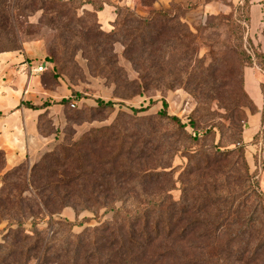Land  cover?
I'll use <instances>...</instances> for the list:
<instances>
[{
  "label": "rangeland",
  "instance_id": "rangeland-1",
  "mask_svg": "<svg viewBox=\"0 0 264 264\" xmlns=\"http://www.w3.org/2000/svg\"><path fill=\"white\" fill-rule=\"evenodd\" d=\"M92 1L113 13L108 25L86 0L53 6L46 17L21 10V0H0V9L8 6L0 53L29 46L33 60L46 59L53 68L55 84L40 78L44 89L56 91L61 83L68 89L39 121L41 134L52 137L44 162L41 155L25 160V183L14 190L21 203L29 199L36 206L0 218V264H84L72 257V236L85 230L98 239L85 244L87 254L98 245L90 264H121L112 250H129V233L141 234L154 221L143 209L157 198L164 203L156 220L160 233L131 248L133 257H142L131 264H228L235 249L250 253L262 246L264 194L248 168L246 180L239 140L252 111L246 67L259 73L264 94V0ZM151 10L170 16L160 38L129 49V11L147 16ZM58 25L68 32L59 34ZM36 162L47 167L40 173L49 185L42 191L46 206L35 189L43 179H30L32 188L28 182ZM214 195L223 197L217 207L209 204ZM214 215L237 224L213 236L207 231L222 228ZM112 224L123 236L115 243L108 232L102 238L90 231ZM184 228L194 233L182 239ZM238 230L245 234L233 237ZM255 264H264V252Z\"/></svg>",
  "mask_w": 264,
  "mask_h": 264
},
{
  "label": "crops",
  "instance_id": "crops-1",
  "mask_svg": "<svg viewBox=\"0 0 264 264\" xmlns=\"http://www.w3.org/2000/svg\"><path fill=\"white\" fill-rule=\"evenodd\" d=\"M101 13L104 14L103 21L100 18L99 22L108 25L113 13L104 8L97 11V17ZM32 56L35 57L29 46L22 53H0V150L4 152L7 167L24 160L34 162L50 146L52 137L43 136L38 131V115L51 109L48 103L65 97L68 92L64 83L56 91L44 89L40 83L41 72L48 68L49 62L46 59L33 60ZM39 65L44 67L40 72L36 71ZM260 79L254 68L244 69L245 90L257 110L248 115L241 133V144L249 172L253 173L264 194V94Z\"/></svg>",
  "mask_w": 264,
  "mask_h": 264
},
{
  "label": "trees",
  "instance_id": "trees-1",
  "mask_svg": "<svg viewBox=\"0 0 264 264\" xmlns=\"http://www.w3.org/2000/svg\"><path fill=\"white\" fill-rule=\"evenodd\" d=\"M154 0H141V2L145 5H150ZM18 2V1H17ZM68 0H21V2L18 4L21 7V10L26 11V12H30L33 13L37 10H40L42 12V16L46 17L47 14H50L54 11L53 6L56 7H63L67 4ZM86 3H91L92 5V9L94 12L96 11H100L102 10V5L103 3H97L95 1L92 0H86ZM7 5H6V9L5 6L0 9V27L3 26V18H4V13L7 11ZM63 12V10H59L56 13L58 15H60ZM131 18L129 19V26L130 24H134L130 29H129V33H134L133 36H131L129 38V49H135V48H143L145 47V45H147L150 42V45L154 44L155 42L158 41V38H160V31H161V24H164L167 22V19L170 17L167 13V11L165 10H151L148 12L147 16H139L136 15L135 13L130 12ZM158 24V26L156 25ZM57 31H59V34H64L66 32H68V27L66 25H58L56 27ZM148 32V33H147ZM233 52V49H232ZM244 55V54H243ZM245 57V56H244ZM246 58H248L246 56ZM51 59V58H50ZM238 60V58H237ZM239 61V60H238ZM53 69V68H52ZM47 68L46 70L41 72V79L44 78L46 79V81H44L43 84H48V82H51L52 80H50V70ZM55 84V82H51L48 85H53ZM47 86V85H45ZM262 92V89H261ZM250 99V98H249ZM64 102H66L67 100H63ZM251 106H252V112L256 111L257 109L254 107L251 99ZM32 109H39L41 107L39 106H28ZM137 111V110H135ZM46 111H44L43 113L38 115V121H37V128L39 133L41 134L40 131V125H39V121L42 119L44 113ZM169 119H171L172 121L175 120L174 117L171 116H167ZM262 117H264V108H262ZM43 135V134H41ZM45 136V135H43ZM239 145L241 144V140H239ZM243 147V145H242ZM48 155V154H47ZM44 154H41L40 156V162H44L45 158L43 157ZM46 156V155H45ZM25 161V160H24ZM24 161L20 162L17 165H14L12 167H7L6 166V162H5V155L4 152L2 150H0V180H1V185H0V218H2L5 215H17L19 213H23V212H27V213H32V209L34 208V206H36V202L31 204L29 199H24V203H21L18 198L17 195H15L14 190H17L18 188H20L19 186V182H24L25 183V177L22 175V171H21V165L24 163ZM245 167H246V174H247V164L245 162ZM7 168V169H6ZM47 171V167H43L42 164L40 163H34L33 166L30 169V172L28 174V182L30 183V179H31V183H34L35 180L37 178H42L43 179V183L41 186H37L35 187V189L39 190L43 197V200H41L40 198V202L42 205L46 206L49 203V197H46L44 194H42V191H45L46 189H49V185L46 181V179H44L45 177H47V175H43V177L40 176V173ZM187 174H190V172H188ZM250 178L247 174L246 176V180ZM30 183V186L32 188V184ZM27 185V184H26ZM24 191L29 192V190L27 189V187L25 186L23 188ZM163 199L161 198H157L155 200H149V202L146 204L147 207H145L143 209V211H145V214H153L152 219L154 221L150 222L147 218L146 220H148V222H150L153 226L152 227H148V222L144 221V227L141 230V234L136 235L135 232H130L128 237H127V244H128V248L123 247V245H119L117 247V249L114 251L112 250V254L110 256H117L120 257L119 259L121 260V264H131V260H135L138 261L140 260L142 257L136 256L133 257V250L136 246L137 243H139L140 240H142V246L145 244H149L151 242V240L156 237L160 232V228L157 224V219L160 216V212L162 207L164 206V203L162 201ZM210 200L212 202H209V204H211L214 207H217L218 205L216 204L217 201L223 200V197L221 195H214L212 198H210ZM63 207L69 205V203H63ZM77 204L76 202H72L70 205H74ZM55 205V204H54ZM190 207L186 206V207H182L181 211H186L188 210ZM200 210V209H199ZM199 210H194L195 212H199ZM216 210H219V208H216ZM149 214V215H150ZM148 215V216H149ZM138 218V217H137ZM214 219H218V221H220V224L222 226V228H219L218 230H214L212 232L207 231L209 234H213V236H216L217 234H223V233H229V231L227 230L226 226L227 225H235L237 224V221L235 220L234 217L231 216H227L220 220L219 216L214 215L213 216ZM178 221H180V217L177 218ZM182 221V219H181ZM203 221L201 220H197V224H203ZM137 223V222H135ZM208 223H212L211 221H209ZM213 225V224H212ZM220 226V227H221ZM150 229V230H149ZM117 229H115V226L112 224L105 226V228L102 229H92L90 230L92 233H97L99 235V233L101 234L100 237L104 238L103 234L108 232L107 234H109V236L112 237V239L114 240L113 243L117 242L118 238L119 240H122L123 236L120 234H116L114 233V231H116ZM118 231V230H117ZM194 232L192 231H188L186 228L182 229L179 233L180 237H182V239H184L185 237H187L188 235L192 234ZM240 234H245L244 231L242 230H238L237 232H235L233 234V237H239ZM248 234V232H247ZM152 235V236H151ZM198 236H204V234H202L201 232H199L197 234ZM249 235V234H248ZM75 240V246L72 249V257L75 259V262L77 261H82L84 264H90L91 261H93L95 258H98L96 253H97V248L98 245L96 246H92V248L88 249V254L86 253V250H84V248L86 247L85 244L89 243V242H93L96 243L97 237H94V234H89V230H85L83 231V233L78 234L76 236H72ZM94 239L92 241H89L90 238ZM262 246H257L256 250L251 251L250 253H248L247 250H240V249H235L233 254L230 255L229 259V263L228 264H251L253 262V264H255V260H258V258L262 255V252H264V243H261ZM87 248V247H86ZM142 248V247H140ZM139 249V248H137ZM83 251L82 255L80 256L79 253L80 251Z\"/></svg>",
  "mask_w": 264,
  "mask_h": 264
},
{
  "label": "built area",
  "instance_id": "built-area-1",
  "mask_svg": "<svg viewBox=\"0 0 264 264\" xmlns=\"http://www.w3.org/2000/svg\"><path fill=\"white\" fill-rule=\"evenodd\" d=\"M43 68H44L43 66L39 65L37 66L36 71L40 72L43 70ZM71 106H74V104L72 103Z\"/></svg>",
  "mask_w": 264,
  "mask_h": 264
}]
</instances>
